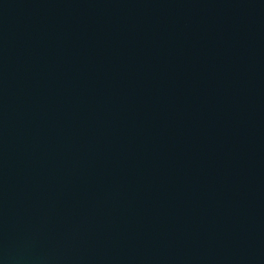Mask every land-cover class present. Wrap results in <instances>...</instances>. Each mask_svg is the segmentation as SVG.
I'll return each mask as SVG.
<instances>
[{"label":"water","instance_id":"1","mask_svg":"<svg viewBox=\"0 0 264 264\" xmlns=\"http://www.w3.org/2000/svg\"><path fill=\"white\" fill-rule=\"evenodd\" d=\"M0 264H264V0H0Z\"/></svg>","mask_w":264,"mask_h":264}]
</instances>
